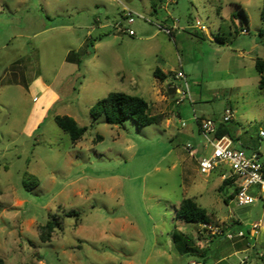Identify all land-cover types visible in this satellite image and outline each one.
I'll return each mask as SVG.
<instances>
[{
  "label": "rangeland",
  "instance_id": "obj_1",
  "mask_svg": "<svg viewBox=\"0 0 264 264\" xmlns=\"http://www.w3.org/2000/svg\"><path fill=\"white\" fill-rule=\"evenodd\" d=\"M263 1L177 0L155 12L157 0H0L2 264H264V205L226 203L233 187L218 171L202 175L185 151L205 143L194 117L220 122L228 107L234 147L263 143ZM174 20L172 36L157 27ZM181 70L191 97L177 106ZM117 91L145 99L162 123L94 120L91 109ZM57 116L88 128L77 144ZM186 198L207 209V230L177 218ZM54 218L61 228L43 243L40 228ZM174 233L191 237L194 252L180 253Z\"/></svg>",
  "mask_w": 264,
  "mask_h": 264
},
{
  "label": "built area",
  "instance_id": "obj_2",
  "mask_svg": "<svg viewBox=\"0 0 264 264\" xmlns=\"http://www.w3.org/2000/svg\"><path fill=\"white\" fill-rule=\"evenodd\" d=\"M167 3H172L175 0H165ZM123 16L128 25L134 23V13L128 9H125ZM142 18L141 16L137 15ZM115 27L119 32L128 34L129 36H135V32L132 29L125 28L123 22L116 23ZM159 30L165 34L172 36L173 30L177 29V21L174 20L172 27L166 25H157ZM202 30H206L205 26H202ZM244 30L242 33H245ZM175 79L181 82V86H176V105L180 106L188 98L190 99V87L185 73L181 70L176 73ZM233 118V110L228 107L225 110V115L219 123H228ZM197 123L199 133L204 139V145H196L194 143H188L185 146V151L189 157L195 159L199 165V170L202 175H210L216 169L225 168L229 170V175L222 174V180L227 178H233V185L238 187V190L233 200L240 207H246L260 202L264 205V131H261L259 136L263 143H260L258 150L252 151L248 154L243 149H237L234 147L233 141L230 137L224 136L216 138V132L218 128V122L211 119H204L194 117ZM182 127H185V123H181ZM257 188L258 192L255 194L253 190ZM204 230L208 229L207 224H202ZM258 227L257 225L254 226ZM213 235H223L228 240L236 238H243L245 234L243 231L232 233L231 231L216 230ZM245 260H241L240 264H243ZM198 264V263H191Z\"/></svg>",
  "mask_w": 264,
  "mask_h": 264
},
{
  "label": "trees",
  "instance_id": "obj_3",
  "mask_svg": "<svg viewBox=\"0 0 264 264\" xmlns=\"http://www.w3.org/2000/svg\"><path fill=\"white\" fill-rule=\"evenodd\" d=\"M164 3V0H157V2H154L152 5V8L155 12L158 11V7L160 8L161 5ZM241 12L244 16V18H247L244 10L241 9ZM261 18L264 25V1H263V7L261 11ZM259 34L261 36L264 35V27L260 30ZM215 40L220 43H225V38L221 37L220 35H217L215 37ZM89 46H93L92 42L88 43ZM67 60L69 62H76L77 64H81V59L78 57V54L70 53L68 55ZM255 67L257 71L259 72L261 79H260V88H264V60L257 59L255 63ZM156 77H160L164 79L166 75L162 73L159 69H157L154 72ZM25 84V82H24ZM91 116L94 120H97L99 117L104 116L107 123L110 125H117L120 127H124L125 122L128 120H131L135 123H137L139 126L147 127L151 125H160L162 123V119L160 116L152 115L150 112V106L149 103L143 99L142 97H139L137 95H131L124 92H111L107 97L100 100L90 111ZM57 125L60 127L62 131H64L66 134L69 135L71 142L73 144H77L82 137L84 136L85 132L87 131V127L80 126L73 118L68 116H57L55 118ZM217 122V121H216ZM224 136H228L232 139L233 143L237 142L239 138H235L229 128L227 127L226 123H219L218 122V128L215 137L221 138ZM260 145V144H259ZM259 145L254 144L252 145H245L242 144L241 148L246 150H253L256 151L259 148ZM215 171H218L219 175L222 176V174H227V169L221 168L216 169ZM234 179L233 178H227L223 180L222 188L232 186L233 191L231 195H229L225 202L229 203L230 200H232L238 190V187L233 185ZM177 218L183 220L185 223L188 224H211L212 217L208 214L207 209L202 208L198 203L195 201L194 198H186L183 199L180 203L179 208L176 209ZM70 215H77L76 212H72ZM236 224L239 225L237 222ZM61 224L57 221L56 218L52 220H48L47 223L40 228V240L43 243L50 242L52 238V233L56 229H60ZM250 233V231L247 232V234ZM173 243L177 246L180 253L183 254H190L193 253V248H190V243H192L194 240L189 236L179 235L177 233H174L172 235ZM182 242V243H181ZM207 250L203 251V258L204 261L207 259ZM0 264H2V261L0 260Z\"/></svg>",
  "mask_w": 264,
  "mask_h": 264
},
{
  "label": "crops",
  "instance_id": "obj_4",
  "mask_svg": "<svg viewBox=\"0 0 264 264\" xmlns=\"http://www.w3.org/2000/svg\"><path fill=\"white\" fill-rule=\"evenodd\" d=\"M164 1H165V0H164ZM175 3H177V0H175L174 2L169 3V4H175ZM165 4H168V3L165 1V3H164L160 8H164V7H165V6H164ZM240 9H242V8L240 7ZM242 10H243V9H242ZM172 21H173V20H172ZM172 21H171V22H172ZM164 22H165L166 24H169V25L171 24L170 21L167 20L166 17L164 18ZM192 27H193V26H192Z\"/></svg>",
  "mask_w": 264,
  "mask_h": 264
}]
</instances>
